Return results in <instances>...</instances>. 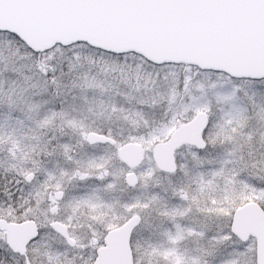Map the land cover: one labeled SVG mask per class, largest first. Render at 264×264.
I'll return each mask as SVG.
<instances>
[{
	"label": "snow or ice",
	"instance_id": "6c2138e0",
	"mask_svg": "<svg viewBox=\"0 0 264 264\" xmlns=\"http://www.w3.org/2000/svg\"><path fill=\"white\" fill-rule=\"evenodd\" d=\"M0 264H264V0H0Z\"/></svg>",
	"mask_w": 264,
	"mask_h": 264
}]
</instances>
